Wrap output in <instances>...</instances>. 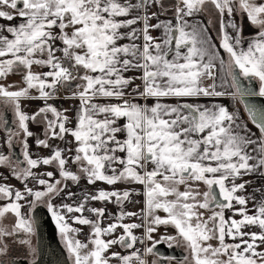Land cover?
I'll list each match as a JSON object with an SVG mask.
<instances>
[{"label": "snow or ice", "instance_id": "6c2138e0", "mask_svg": "<svg viewBox=\"0 0 264 264\" xmlns=\"http://www.w3.org/2000/svg\"><path fill=\"white\" fill-rule=\"evenodd\" d=\"M203 13L207 24L198 19ZM17 19L0 23V124L8 149L0 150V167L22 188L0 183V264H37L40 209L55 225L64 264H149V255L158 257L150 264L171 262L158 252L162 244L184 248L177 264H264V186L248 193L253 182L244 179L264 180V108L247 101L264 98V0H0V21ZM16 74L20 85L4 83ZM242 80L258 81V91ZM62 89L79 101L74 116L49 103ZM222 97L244 104L259 135L221 103L188 102ZM25 100L42 106L27 113ZM29 122L42 126L44 138L34 143L47 157L33 158ZM17 145L22 160L13 156ZM42 165L59 178L35 171ZM81 180L108 187L78 196L67 182ZM141 195L143 208L126 211ZM108 204L118 212L109 213ZM105 217L111 222L103 226ZM133 218L140 222H124ZM73 225L89 228L85 240L78 238L83 227ZM117 245L130 251L110 252Z\"/></svg>", "mask_w": 264, "mask_h": 264}, {"label": "crops", "instance_id": "0c3cea01", "mask_svg": "<svg viewBox=\"0 0 264 264\" xmlns=\"http://www.w3.org/2000/svg\"><path fill=\"white\" fill-rule=\"evenodd\" d=\"M169 1L170 2H174V0H165V2H167V3H169ZM156 10L157 9L155 7L152 8V11H156ZM206 14L207 13H203V14H201L198 17V19L203 21L205 24H207V21L209 19V16H207L208 14L207 15ZM165 18H168V17H163V16L161 17V19H165ZM225 19H227V17H225ZM19 22H20L19 19L14 20L12 22L0 21V23H2V24H8V23L18 24ZM152 23H155V21H152ZM214 23H216L215 19H214ZM218 27H219V25H218V23H216V30H218ZM216 30H213L211 28L209 29L210 33L213 36L214 42L216 43V45L218 47L219 40L215 39ZM229 31H231V30H229ZM5 34H7V33H5ZM152 35L153 36H157V35H159V33L154 31V32H152ZM124 42H126V41H121V43H124ZM219 51H220L221 56L225 60H227L223 50L220 49ZM58 55H59V53H58ZM33 70L37 71V72H46V71H48L47 68H40L39 66H35ZM126 75L131 77V76H138V75H140V73H138V72H129V73H126ZM4 83L20 85L21 76L18 75V74L10 75L7 78V80L4 81ZM139 83H140V81L136 80L135 83L132 86H130V87H135V85L139 84ZM70 96H71L70 92L65 91V90L62 89V91L60 92L59 96L57 98L53 99V100H50L49 102L54 101L55 102V106L58 109H73V111H70L67 114L69 116H74L75 109L78 108V106H79V101L76 100V99H70L69 98ZM97 102H104V101H97ZM140 102L142 103L143 101H140ZM169 102H174V101H169ZM188 102H192V103H197L198 102V103H204V104L221 103V104L225 105L226 107H228L229 111H238L241 121L246 123L247 127L249 129H251L252 132L257 133V135H259L258 130L254 126H252L250 123H248V121L246 119V116L244 114V111L242 110V108L240 106L241 104H240L239 99H237L236 101H233L231 98H227V97L216 98L215 100L208 99V98H201L199 100H189ZM149 103L151 104L152 101H149ZM22 106H23V110L25 112L31 113L32 111L37 109L39 106H42V101H39V100H25V101H23V105ZM121 123H123V121H121ZM29 124H30L31 131H33V133L35 134L32 138L29 139V144L31 145V152L33 153V158H36L37 156H39V157H47L50 154L49 150L48 149H43V148H37L35 146V143H34L36 138H44L43 137V128H42V126H38L36 124H32L31 122H29ZM3 129H4L3 124H0V150H3L6 153L8 151V149H7L6 145L3 143V141H4L5 137H6V135L4 136L5 131ZM68 139L71 140V137H68ZM51 143H53L54 145H59L62 148L68 146V145H66L64 142H62L60 140H54V141H51ZM72 170L73 171L76 170L75 166H72ZM35 171H37V172L52 171L53 173H56V168H54L52 166H43L42 165L40 168L36 169ZM0 174H2L3 176L7 177L6 180H0V183H6V184H8L10 186H14L15 188H18V189L22 188L21 183L18 182L17 180H15V178L9 173L8 169L0 167ZM45 178H47V177H45ZM56 178H59V176L56 175ZM244 179L251 180L253 182L252 186L248 188V193H252L253 188L264 186V180H261L259 182V184H258L257 183V177H255V176H245ZM83 181H84L85 185H83L82 188L84 190H86L85 192L94 191V189L98 188V187H104V188L108 187L107 185H103V184H101L99 182L95 186H88L86 184V181L85 180H83ZM29 186H31V184ZM116 187L121 189V190H124L126 188L132 187V188H137L138 190L142 191V186H140V185L119 184ZM181 190H183V186H181ZM257 197L259 198V194H257ZM143 199H144L143 196L142 197L140 196V198H136L135 201L133 200L134 202L130 204L129 212H137L138 213L143 208ZM136 201H138V203H136ZM53 202L56 203V204H59L62 201L59 198H57ZM68 202L71 203V201H68ZM89 206L95 207L93 203H91ZM248 207L251 209L253 207V204L249 203ZM85 214L89 215L88 213H85ZM230 216H231V213H230ZM235 218L239 219L240 217L237 216ZM110 222L111 221L109 219H106L105 223L107 225ZM124 222H126V223H131V222L139 223L140 221L139 220H135L133 218V219L125 220ZM69 223H71V221H69ZM106 225H103V226H106ZM73 226L77 227V228L83 227V229L86 231L87 234L89 232V229L86 226H80V225H73ZM250 230L251 231H257V229H254V228L250 229ZM116 234L117 235L122 234V229H117V233ZM134 234L137 235V236H141L143 234V229L134 230ZM78 238L79 239H83V237H81V236H79ZM108 238H111V237H106V239H108ZM261 250H264V249H261ZM110 252H119V253H121V250H120V247L117 245V246H113L110 249Z\"/></svg>", "mask_w": 264, "mask_h": 264}, {"label": "water", "instance_id": "95a60500", "mask_svg": "<svg viewBox=\"0 0 264 264\" xmlns=\"http://www.w3.org/2000/svg\"><path fill=\"white\" fill-rule=\"evenodd\" d=\"M242 83H244L245 86L250 90L257 91V86L255 83H247L243 80ZM247 101L249 104H253L257 108H264L263 98H247ZM5 115L10 126H12L11 114L5 111ZM13 156L22 160L19 150L16 147L13 149ZM36 217L38 220V236L35 238V243L38 248L37 264H64L66 253L60 244L55 225L52 222L50 215L47 214L44 209H40L36 212ZM162 250L166 251L164 245L158 246V252L161 254V256H163L161 252Z\"/></svg>", "mask_w": 264, "mask_h": 264}, {"label": "flooded vegetation", "instance_id": "af4514ba", "mask_svg": "<svg viewBox=\"0 0 264 264\" xmlns=\"http://www.w3.org/2000/svg\"><path fill=\"white\" fill-rule=\"evenodd\" d=\"M165 3H167V2H165ZM169 3H170V1H169ZM206 15H207V14H206ZM207 16H208V15H207ZM168 18H171V17L169 16ZM242 23H243V27H244V30H245V31H244L245 34H246V35H249V38H251L250 34L253 33L255 30L252 29V28L249 26V24H248L246 18L243 19ZM246 82H247V83H249V82L255 83L256 86H257V91H258V88H259V83H258V81H255V80H247ZM61 91H62V90H61ZM257 97H258V96H257ZM263 99H264V98H263ZM49 103L55 105V102H54V101H51V102H49ZM240 104H241V105H240ZM240 104H239V105L241 106L242 110L244 111V114H245V116H246V119H247L248 123H250L252 126H254V124L251 122V120H250L249 117H248V114H247V112H246V110H245V106H244V104H242V103H240ZM5 111H7L8 113H10V114H11V119H13V114H12V112H11L10 110H5ZM12 126L14 127V125H12ZM254 127H255V126H254ZM255 128H256V127H255ZM256 129H257V128H256ZM257 130H258V129H257ZM5 133H6V132H5ZM16 148H17V147H16ZM17 149H18V148H17ZM18 150H19V149H18ZM19 153H20V152H19ZM20 156H21V155H20ZM3 168L6 169V167H3ZM55 174H56L57 176H59L57 170H56V173H55ZM67 183H68V186H69V188L71 189V191L76 192V193L78 194V196H79V195H82V194L85 192L84 189L82 188V186L85 185V183H84L83 180H81L79 186L73 185L71 181H68ZM201 186H202V185H201ZM200 188H201V187H200ZM202 188L204 189L203 186H202ZM204 190H205V189H204ZM201 191H202V190H201ZM141 197H142V195H141ZM136 198H140V196H133V197H132V200L135 201ZM3 203H4V202H3ZM92 203L94 204L95 207H101V205L99 204V202H92ZM130 204H131V203H127V204L125 205V210H126V211H129V209H130V208H129V207H130ZM107 210H108L109 213H113V214H115L116 212H118V208H117V206L114 205V204H108V205H107ZM209 214H210V213L205 212V215H206V216L209 215ZM159 215L164 216L165 214H164L163 212H159ZM225 215H226V217H227V216H230V212H226ZM106 219H108V218L105 217V219H104V221H103V225H106V223H105V222H106ZM6 222H10V221H6ZM125 223H126V222H125ZM161 228H163V227H161ZM168 230H169V231H175V230L172 229V228H168ZM85 237H86V236H85ZM58 239H59V238H58ZM83 239H84V238H83ZM228 242H232V241H228ZM212 243L215 244L216 241H212ZM162 245H164L165 250H166V251H163V250L161 251L162 254H163V257H173V258H174L171 262L165 260V261H164V264H177V261H182L183 258H184V256L187 255L186 251H185L184 248H182V247H173V248H169L166 244H162ZM158 246H160V245H158ZM137 247H142V246L139 245V244H137ZM120 250H121V254H126V251H130V250L122 249L121 247H120ZM164 254H165V255H164ZM148 258H151L152 260H153V259H158V257L152 256V255H149V256L146 257L147 260H148Z\"/></svg>", "mask_w": 264, "mask_h": 264}, {"label": "rangeland", "instance_id": "374dc122", "mask_svg": "<svg viewBox=\"0 0 264 264\" xmlns=\"http://www.w3.org/2000/svg\"><path fill=\"white\" fill-rule=\"evenodd\" d=\"M9 173L11 174V170L9 169ZM201 187V190L203 191L204 189L202 188V186H200ZM84 191H86V190H84ZM3 202L4 201H1V203L0 204H3ZM159 214V213H158ZM7 221V220H6ZM5 221V223H8V222H6ZM89 229V228H88ZM85 230L83 229V233H84V236H86L87 235V233H86V231L84 232ZM90 231V230H89ZM165 230H164V228H161L160 229V232H164ZM167 231H168V233H170V234H175V231H169L168 229H167ZM81 240H85V238L84 239H81ZM148 261H149V264H150V262L152 261V259L151 258H148ZM113 264H116V261H113Z\"/></svg>", "mask_w": 264, "mask_h": 264}, {"label": "trees", "instance_id": "16d2710c", "mask_svg": "<svg viewBox=\"0 0 264 264\" xmlns=\"http://www.w3.org/2000/svg\"><path fill=\"white\" fill-rule=\"evenodd\" d=\"M225 56H226V58H227V55H226V54H225ZM3 132H4V131H3ZM5 135H7V133H4V136H5ZM16 147L19 149V152H20V148H19V146L17 145ZM20 155H21V152H20ZM21 157H22V156H21ZM6 169L9 170V168H7V167H6ZM15 180H16V179H15ZM17 181H18V180H17ZM18 182H19V181H18ZM0 202H1V201H0ZM58 238H59V236H58ZM59 241H60V239H59ZM60 244H61V241H60ZM61 245H62V244H61ZM62 247H63V246H62Z\"/></svg>", "mask_w": 264, "mask_h": 264}, {"label": "built area", "instance_id": "2783aa9c", "mask_svg": "<svg viewBox=\"0 0 264 264\" xmlns=\"http://www.w3.org/2000/svg\"><path fill=\"white\" fill-rule=\"evenodd\" d=\"M60 92H61V90L59 91L57 97L59 96ZM29 127H30V124H29ZM30 130H31V129H30ZM80 236L83 237V238H85L84 233H83L82 235H80Z\"/></svg>", "mask_w": 264, "mask_h": 264}]
</instances>
